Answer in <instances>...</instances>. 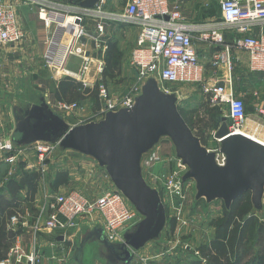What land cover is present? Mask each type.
Returning a JSON list of instances; mask_svg holds the SVG:
<instances>
[{
  "label": "built area",
  "instance_id": "1",
  "mask_svg": "<svg viewBox=\"0 0 264 264\" xmlns=\"http://www.w3.org/2000/svg\"><path fill=\"white\" fill-rule=\"evenodd\" d=\"M27 1L24 0V2ZM31 1L38 6L39 17L47 27L51 28L56 25V33L52 35L53 39H50L52 49H50L51 53L47 61L50 65H57L68 75L82 80L86 86L89 84L85 78L86 74L93 69L95 74L101 75L105 62L103 59H94L87 55L86 49L77 43L83 37H90L95 48L105 52L108 48L106 39H103L106 30L105 19L133 23L140 27L137 45L131 55L137 75L133 86L120 102L124 109H131L136 105V94L140 85L147 79L158 76L161 82L166 84L202 79L197 73L200 61L194 45V32H198L201 39L221 46V51L214 54L212 63L214 66L220 63L227 64L231 72V45L225 41L224 29L220 27L201 28L199 25L187 23L179 9L170 7L169 0H129L123 12L114 14L106 8L109 0H99L93 8L55 0ZM220 7L225 27L235 28L240 33H248L237 40V45L248 52L252 70L264 71V34L249 33L252 23L264 19V0H220ZM87 17L100 19L96 32L91 35L84 24ZM69 25H73L75 31L68 36L63 59L58 62V65L54 55L58 51V42L66 37L65 31ZM56 35L57 39H55ZM25 37L26 33L20 24L15 5L11 0H0V45H19ZM70 55H76L82 59V65L76 72L65 70V61ZM193 70H196V73ZM97 86L100 96L106 99L108 88L103 80L98 82ZM202 89L212 105L224 107L227 111L230 133L244 127L247 117L246 104L236 95L230 74L222 83H208ZM120 103L109 102L106 108L117 111ZM60 107L64 110H75L78 109L79 103L62 102ZM70 127L73 128L74 125ZM213 134L217 145L212 148L205 147L208 152L215 154L216 164L224 167L227 164V156L222 151L221 142L225 137L218 139L215 137V132ZM33 146L37 155L38 170L44 175L47 171L46 162L58 146V142L42 141L34 143ZM19 157H23V150L4 136L0 124V161L12 163ZM160 160V154L157 151L152 152L147 161V167L151 168ZM175 160L177 161L175 167L169 171L157 173L156 179L164 188V203L173 212H171L172 218L178 224L179 222L186 224L189 221L184 216L188 193L183 171L187 168V164L177 155ZM94 212L101 215L105 236L110 242L124 243L126 231L140 220L139 212L134 205L121 191L116 189H106L96 198H91L79 190H69L64 193L45 192L33 230L36 232L42 229L64 231L66 234L69 229L78 225L80 216ZM261 220L264 221V215ZM10 222L12 226L19 223L21 228L29 226L20 213L11 216L9 221L11 227ZM174 236L175 238H171L169 243H166L167 240L164 246L160 247L155 255L158 260L184 254L187 251L197 258L201 257L200 250L193 249L190 243L178 240L177 231H174ZM183 236H189V233ZM42 258L35 248L29 253L26 252L18 238L7 255L0 260V264H39ZM64 259L62 256L61 259L55 255L52 256V260H55L57 264H62ZM140 259L142 264H151L152 261L148 257Z\"/></svg>",
  "mask_w": 264,
  "mask_h": 264
},
{
  "label": "crops",
  "instance_id": "2",
  "mask_svg": "<svg viewBox=\"0 0 264 264\" xmlns=\"http://www.w3.org/2000/svg\"><path fill=\"white\" fill-rule=\"evenodd\" d=\"M55 1L74 3L72 0ZM11 2L16 7L19 21L25 30L26 37L19 45H0V68H2L4 72H8L10 69H12L16 75H23L32 79L43 78V76L47 75V73L50 74V71L53 72V78L49 84L50 88L48 87L46 89L43 87L41 88V92L36 91L37 95H39V103L37 101L28 102L25 108L21 107L20 105H15L12 109L14 128L10 133L3 132L6 138L11 139L18 147L23 150V157H19L12 163L0 161V165H13L12 180L20 182L27 172H38L41 175L34 200L28 199L27 188L20 190L17 196L21 201V205L18 207L17 211L12 213V215L20 213L27 218L29 217L31 224L34 225L39 216L45 192L64 193L69 190H77L80 188L84 190L86 180H89L94 184L95 187H97L96 184L104 180V175L107 174V168L102 166L100 162L90 153H85L81 150L70 147H63L60 144L59 138L57 139V149L60 150V152L57 153L56 151L57 154L54 152L52 158L50 156V159L47 160V171L43 175L38 170L37 155L35 152V147L33 146L34 142L26 144L25 142L21 143L23 140L17 141L13 139V135L16 131V121L13 112L14 109H16L17 112L26 120L30 119V115H28L25 111H39L42 113H47L48 110H52L54 113L61 116L63 121L70 126L72 125L70 120L72 121V119H77L78 116L89 114L88 108L86 109L89 102H91L92 110L96 112L98 111V108L93 106V101L89 97L85 98L81 102L73 101L79 103L78 109L64 110L60 107V103L62 102L73 103L67 102L65 100L63 101L56 97L59 81L66 76H72L59 69L57 65H50V63L47 61V57L51 53L50 49H52L48 34V30H50V28L47 27L44 21L40 19L38 14V6L31 0H28L27 2H24V0H11ZM128 2L129 0H126L125 2L123 0H121V2H119V0H109L106 8L112 14L121 13L126 8ZM169 4L171 8L175 7L180 10L184 20L187 23L199 25L201 28H223L225 41L227 44L231 45L230 61L232 69L231 72H229L227 64L225 65L224 63H220V65L214 66L212 63L214 54L221 51V46L213 45L212 42L201 39V35L198 32H194V45L200 61L199 67L197 68V73L202 79L180 83L184 85H195L196 87L200 86L202 89L203 86L208 83H222L224 79L229 77L230 74L236 95L242 98L246 104V128L249 130V132L251 131V133H253L252 130H255L256 133V131H259L260 128L264 129V71L252 70L248 52L237 45V40L248 33H240L235 28H227L224 26L220 0H169ZM99 21L100 19H94L92 17L86 18L84 24L86 26L87 32L90 35L96 32ZM104 22L106 25V30L103 39H106L107 46L109 40L113 41L120 52V56L116 57L118 64L115 65L114 63H111L110 66L118 67V72H116L117 75L120 74L124 78L127 77L131 81H135L137 69L132 64L131 55L133 49L137 45L140 27L133 23L122 22L115 19H105ZM53 27L55 29L56 25ZM250 27L251 29L249 33L254 35L264 34V19L256 20L251 24ZM38 29H42V35ZM74 31L75 27L73 25H69L65 31L66 37L58 42V51L54 55L56 64L62 61L64 51L68 43V36ZM45 34H48V36L45 37ZM77 44L79 46H83L87 51V55H90L92 58L103 59L106 67L107 50L105 52L98 51L90 37H83L82 40ZM81 65L82 59L80 57L76 55H70L65 61V70L76 72L79 70ZM104 71L100 75L95 74L92 69L88 74H86L85 78L89 81L87 86L84 85L82 80L74 77L72 78L80 81L84 87L94 89V87L98 85V82H100L101 79L103 80L101 77H103ZM193 72L196 73V70H193ZM153 78L155 80L159 79L158 76ZM241 83L245 88L242 89L240 87ZM187 93H190V90H188ZM188 96L189 94H185L183 98ZM250 100H252V102L248 107L247 103ZM217 107H219V109L223 112L222 116H227V111L224 107ZM36 117H38L37 122L40 123V126H42L41 122L43 117L41 115H36ZM31 123L35 122H33L31 119ZM88 123L89 122L86 121V124ZM43 133L46 134L45 129ZM255 133L253 134L257 136L259 135L258 133ZM258 137H261L264 140V132H261ZM38 142H42V140H38ZM161 144L158 140L153 144L151 149L154 146L161 147ZM149 150L143 152L138 159V167L141 177L145 182H153L157 186L159 185V187H161L162 185L159 184L158 180L156 179V174L171 170L173 165L172 162H167L168 164H162L164 168L155 172L151 171V169L147 167V161L150 157V153H148ZM158 153L160 154V152ZM82 155L90 159L89 163H85L88 169L85 167L83 169L86 170H83L82 172H72V170H69L68 168L77 166V164L83 158ZM84 161L85 160H83V162ZM61 172L68 174V182L55 187V180L57 175ZM80 174L82 177H80ZM107 177L109 178V176ZM75 179L77 182L74 181ZM192 186H194L193 182ZM106 189L108 188L104 187L100 192H91V189L85 192V194L91 198H96ZM8 196L9 198L5 196V199L9 201L10 198L12 199L10 192ZM29 204L34 206V215L30 213V208H28ZM139 217V222L128 229L125 235L127 234L129 236H134L138 234L140 224L146 219V216L141 212H139ZM172 219L173 218L165 213V219L162 225L160 226V224L156 222L157 225L155 224L150 229L149 234L153 238L145 242V244L139 248H135L134 246L125 243L126 239L124 243L108 241L105 236L102 217L98 212L80 216L78 218V225L69 229L66 234H64V231L36 232L33 229L25 230V228H20L21 233L18 234V236L26 251L30 252L33 250V248H35L36 251L42 255L43 258L39 264H57L55 260H52V256L55 254L58 256L63 255V251L67 253V255L64 253L67 257V260H64L62 264H142L143 262L140 259L141 257H148L151 259V264H164L165 260L161 261L156 258L155 254L158 252L160 247H155L156 245L153 242H159L160 239L162 240L166 235L169 233L171 234L173 231V223H171ZM213 232V230H210L204 235L203 242L205 244L211 239ZM207 234H209V236H207ZM167 259L168 260L165 262L168 261L169 263L165 264H187L189 261L197 259V257H195L191 252L187 251L184 254L174 255Z\"/></svg>",
  "mask_w": 264,
  "mask_h": 264
},
{
  "label": "water",
  "instance_id": "3",
  "mask_svg": "<svg viewBox=\"0 0 264 264\" xmlns=\"http://www.w3.org/2000/svg\"><path fill=\"white\" fill-rule=\"evenodd\" d=\"M98 1L83 0L79 5L93 8ZM13 112L16 121L14 140H23L21 143L26 144L32 140L56 143L60 138L63 147L90 153L107 168L123 194L146 216L138 234L125 235V243L135 248L152 239L151 227L157 223L161 226L165 219L158 193L147 186L138 167L141 154L161 135H168L173 140L177 157L190 167L189 176L197 182L199 198L222 199L230 207L234 200L252 192L254 205L259 209L262 206L264 145L244 137L237 138L241 141L223 139L221 147L227 156V164L218 166L215 154L208 152L183 118L175 95L160 92L154 78L149 80L146 95L138 99L133 108L110 112L99 122L79 127L71 128L52 110L31 112L43 117V127L40 123H31V119L26 120L16 109ZM219 120L221 124L215 132L218 139L230 134L228 117L221 116ZM36 127L41 133L34 132Z\"/></svg>",
  "mask_w": 264,
  "mask_h": 264
},
{
  "label": "rangeland",
  "instance_id": "4",
  "mask_svg": "<svg viewBox=\"0 0 264 264\" xmlns=\"http://www.w3.org/2000/svg\"><path fill=\"white\" fill-rule=\"evenodd\" d=\"M123 1L125 2L126 0H123ZM119 2H121V0H119ZM41 31L42 29L39 30L40 34H41ZM55 33H56V30L52 26L50 30H48L49 39H53L52 35H55ZM48 34H45L46 35L45 37H47ZM57 38L58 36L56 35L55 39ZM112 67L110 66V63L106 61L105 71H104L103 77H101L103 78V82L108 88L107 98L105 99L104 97H101L98 91V88L96 89L94 87V90H97L98 92V98L95 101H93V106L97 107L98 111L95 112L94 110H92L91 102H89L88 106L86 107V109L88 108L89 114L78 116L77 119H72V121L70 120V123L74 125V127H79L83 124H86V121L89 122L88 124L93 123V122H99L103 120L107 116L108 113L117 112V111L124 109L123 106H121L120 102L122 101L125 94L133 86L134 80L131 81L127 77L124 78L120 74L117 75L116 72H118V67L116 66H112ZM52 78H53V72L51 71H50V74L47 73V75L43 76V78L32 79L27 76L16 75L12 69H10L8 72H4V70L0 68V122H1V129L4 133H10L12 132V129L14 128V118H13V113H12L13 107L15 105H20L21 107L25 108L28 102L37 101L39 103V97H38L39 95H37L36 91L41 92V88L43 87L46 89L48 87L50 88L49 84ZM149 80L150 79L143 81V83L140 85L139 90L136 94V102L138 101V99L140 100L146 95V88L148 87ZM155 83L160 92H163L167 95L169 94L175 95L176 105L178 106L180 113L182 114L183 118L185 119L187 124L190 126L194 134L195 135L200 134V136L202 134L204 135V142H202L199 135H196L199 138L201 144L203 146H207L210 148L215 147L217 145V141L214 139L213 133L216 132V130L219 128L221 123L218 122L219 125L217 128L213 127L212 122H210V124H208L207 127L204 126V123H202L204 119L207 120L206 122H208L209 120V117L207 114V104H209L210 107H217V106L212 105L211 102L207 100L205 94L202 92L201 87L200 86L196 87L195 85H187V84L184 85V84H181L180 82L166 84V83L161 82L159 79H156ZM240 87L242 89L245 88L242 83L240 84ZM188 90H190V93H187ZM185 94H189V96L186 98H183ZM109 102L120 103L117 107V111L116 110L112 111V109H110L109 107L106 108V105ZM251 102L252 100L248 101L247 103L248 107L249 105H251ZM25 112L28 115H30L29 116L30 119H32V121L35 122V124L37 125L38 117H36V115L34 113H31L30 111H25ZM242 129H245V131H249L246 128V125H244ZM37 130L38 129L36 127V130L34 131L36 132V134L41 133V131L37 132ZM252 132L255 133V130L254 131L252 130ZM261 132H264L263 128H260L259 131H256V133H258L259 135L261 134ZM235 138H236L235 139L236 141H241V139H237L239 137H235ZM32 141L34 143L38 142L35 140H32ZM159 142L160 144L162 143L160 145L161 147L154 146L152 149L151 148L150 150L148 149L149 150L148 153H150V155L153 151H158L160 152V156H161L160 162L154 164L150 168L151 171L153 172L164 168L163 165L168 164L169 162H172V165H173L172 167H175V165L177 164V161L175 160L177 152H176V146L173 140L168 135H161L159 137ZM56 151L57 153L60 152V150H58L56 147L54 151L51 153V158H52L53 153L54 152L56 153ZM82 156H83L82 160H80V162L77 164L76 167L68 168V169L72 170V172L74 171L82 172L83 170H86L83 168L85 167L87 168L85 163H89L90 159L86 158L84 155ZM83 160L85 161L83 162ZM12 169H13V165L12 166L4 165V164L0 165V193H3L4 197L6 196L8 198H9L8 196L9 191L6 188V185L8 184L10 180L13 179ZM106 172L107 174L104 175V180L96 184L97 187H95L94 184L90 182L89 180H86V185L84 186V190H82L81 188L77 190L82 191L84 193L91 189H92L91 192H94V191L100 192L105 187L108 189H116V190L121 191V189L117 186L116 181L113 180L110 172L108 170ZM189 173H190V167L187 165V168L185 169V171H183V175H184L183 177L186 182V189L188 193V198L186 202V210H185L184 216L189 221L186 224H183L181 222H179L178 224V222L176 221L174 222L173 220L174 218H173L171 220V223H173V225L176 223V225H174L175 229L173 227L172 229L173 231L171 232V234L169 233L162 240L160 239L159 242H155V241L153 242L155 243L157 248L163 247L164 242H166L167 240L168 241L166 243H169L172 240L171 238H175L174 231H177L178 240L180 241L183 240L185 241V243H190L193 249L200 250L201 246L205 244L203 242L204 235L208 233L210 230L211 231L215 230V225L213 224L214 223L213 221L218 219L219 217L222 218L224 216V211L230 208L228 205H226L225 201L222 199L215 198L213 200H208L206 197L197 198V196L199 195L197 182L194 177L189 176ZM107 176H109V178ZM80 177H82L81 174H80ZM78 180H84V179H78ZM74 181L77 182L76 179ZM192 182L194 186H192ZM145 183L151 190H155L158 193L161 204L164 209V212L167 213L172 218V215H170L172 211L164 203V200H165L164 188L162 186L159 187V185L157 186L153 182L146 181ZM245 195H246L245 197H246L247 203L250 206V211L252 212L254 209L260 215L259 216L256 213V215L261 220V217L264 215V208L262 207L264 206V195L262 198V202H261L262 206L260 209L254 205L252 192H247L245 193ZM11 200L12 199L10 198L9 201ZM4 204L5 203L0 201V209ZM248 205L246 204V206ZM28 206H29L28 208H30V213L34 215L35 214L34 206H32L31 204H29ZM11 216H12L11 213H5V214L2 213V215L0 216V260L3 259L7 255V252L10 250V248L16 243V240L19 238L18 234L21 233L20 232L21 225L19 223H17L15 226H12L10 222L11 224V227H10L9 221H10ZM22 216L24 215L22 214ZM24 217H23V220L28 219L27 223L29 224V226L26 227L25 230L33 229V225L31 224L29 217L28 218L27 217L24 218ZM42 231H46V230L42 229ZM54 231H50V232H54ZM187 233H189V236L182 237L183 234H187ZM209 234H207V236H209ZM180 237H182V239ZM64 253L67 255V253L63 251V255L58 256L57 254H55V256H57L58 259H61V256H62L65 258L64 260H67V257L65 256ZM164 260L166 261L168 259H164ZM165 261H164V264L169 263L168 261L167 262Z\"/></svg>",
  "mask_w": 264,
  "mask_h": 264
},
{
  "label": "trees",
  "instance_id": "5",
  "mask_svg": "<svg viewBox=\"0 0 264 264\" xmlns=\"http://www.w3.org/2000/svg\"><path fill=\"white\" fill-rule=\"evenodd\" d=\"M81 1L83 0H72L77 4ZM117 56H120V52L116 44L109 40L106 60L110 64L117 65ZM95 88L97 89L98 86ZM56 97L67 102H81L88 97L95 101L98 98V92L84 87L80 81L66 76L59 81ZM207 114L209 120L208 122L206 119L203 120L204 126L207 127L212 122L213 127L217 128L223 112L219 107H210L207 104ZM196 135H199L204 142L203 134ZM40 177L38 172H27L20 182L10 180L6 188L9 189L12 200H6L4 194L0 193V201L5 203L0 209V216L2 213L12 214L18 210L21 201L17 195L22 189L27 188L28 199L34 200ZM66 182H68V174L61 172L57 175L54 185L58 187ZM245 196L243 194L234 200L230 208L224 211V216L213 221L215 230L211 239L201 246V257L189 261L187 264H264V222L259 219L254 209L252 212L250 211Z\"/></svg>",
  "mask_w": 264,
  "mask_h": 264
},
{
  "label": "bare ground",
  "instance_id": "6",
  "mask_svg": "<svg viewBox=\"0 0 264 264\" xmlns=\"http://www.w3.org/2000/svg\"><path fill=\"white\" fill-rule=\"evenodd\" d=\"M173 95V94H172ZM259 136V135H258ZM257 135H254L253 133L249 131H245V129H236L233 132H231L229 135L225 136V139H236L235 137H244L245 139L251 140L259 145H264V140L260 139Z\"/></svg>",
  "mask_w": 264,
  "mask_h": 264
}]
</instances>
